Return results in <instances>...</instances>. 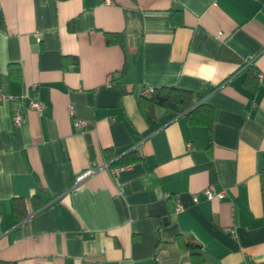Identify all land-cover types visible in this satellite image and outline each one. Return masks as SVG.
I'll return each mask as SVG.
<instances>
[{"label":"crops","instance_id":"obj_1","mask_svg":"<svg viewBox=\"0 0 264 264\" xmlns=\"http://www.w3.org/2000/svg\"><path fill=\"white\" fill-rule=\"evenodd\" d=\"M160 86L210 128L162 107L149 125ZM0 93V264H264V0H0Z\"/></svg>","mask_w":264,"mask_h":264},{"label":"trees","instance_id":"obj_2","mask_svg":"<svg viewBox=\"0 0 264 264\" xmlns=\"http://www.w3.org/2000/svg\"><path fill=\"white\" fill-rule=\"evenodd\" d=\"M179 17V14L175 15V18ZM171 21L175 24H180L179 20H174L171 15ZM120 37H112L111 35H106V42L112 43L115 41H120ZM76 59L73 58V62ZM245 63L241 64L240 67H244ZM248 68V67H246ZM248 75L252 76V68H248ZM255 83L257 82L254 80ZM256 85H254L255 87ZM137 107L139 111L143 114L146 122L152 125L155 121V108L162 107L165 109L172 110L180 115L185 116L189 124H201L208 128L211 126L213 118V108L206 104H198L196 106L192 105V93L189 90L179 88L176 86H160L151 88L149 92L142 93L137 101ZM138 158V157H136ZM135 158V159H136ZM131 162L130 158H124L113 162V165H129ZM260 179V194H261V204L262 211L264 215V168L259 172ZM36 197V196H35ZM12 213L15 219L21 220L27 216L25 201L23 198H14L12 200ZM178 243L189 249H200V245L190 239V238H178Z\"/></svg>","mask_w":264,"mask_h":264},{"label":"built area","instance_id":"obj_3","mask_svg":"<svg viewBox=\"0 0 264 264\" xmlns=\"http://www.w3.org/2000/svg\"><path fill=\"white\" fill-rule=\"evenodd\" d=\"M104 2L106 4H109L111 2V0H104ZM109 82H111L110 79H109ZM150 90H151V88H143V93L149 92ZM6 98H7L6 96H4V95H2L0 93V101H2L3 99H6ZM29 107L31 109L36 110L38 113H41V111H42V105L36 99H32V100L29 101ZM69 112L72 113V110L69 109ZM11 119H12L13 125H18L21 122V120H22V114L19 111H15V112H13V114L11 116ZM84 124H85V122H83L81 120H78V121L75 122V126L76 127H81ZM187 147L189 149L190 144H188ZM103 167L104 168H108L109 172L111 173V175H116L119 171L124 170L127 167V165H119V166H115V167H109V164L104 163ZM94 169H95V167L91 163L87 170H85L83 173H81L79 176H77L76 181L77 182L81 181L86 176L91 174L94 171ZM203 194L208 200H212L214 198L215 199H221L224 196V191H222V190L221 191H215L213 189V186H207L206 188H204ZM180 210H181L180 204L175 202L173 204V207H172V212L173 213H177ZM161 252H162V249L158 251V253H161Z\"/></svg>","mask_w":264,"mask_h":264}]
</instances>
